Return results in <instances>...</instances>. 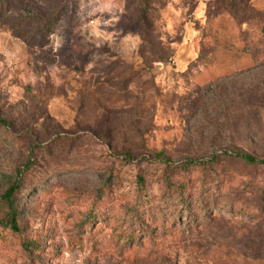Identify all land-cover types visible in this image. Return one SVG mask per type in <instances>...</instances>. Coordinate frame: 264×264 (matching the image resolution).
Listing matches in <instances>:
<instances>
[{"label": "rangeland", "instance_id": "rangeland-1", "mask_svg": "<svg viewBox=\"0 0 264 264\" xmlns=\"http://www.w3.org/2000/svg\"><path fill=\"white\" fill-rule=\"evenodd\" d=\"M0 119V264H264V0H0Z\"/></svg>", "mask_w": 264, "mask_h": 264}, {"label": "trees", "instance_id": "trees-1", "mask_svg": "<svg viewBox=\"0 0 264 264\" xmlns=\"http://www.w3.org/2000/svg\"><path fill=\"white\" fill-rule=\"evenodd\" d=\"M0 126L3 127L4 129L9 128V123L6 120L0 119ZM233 156L243 160L244 162L252 165H264V158H258L254 155H251L249 153H246L242 150H237L233 151L231 153ZM133 156L131 154H125L123 159H132ZM151 161L159 163L161 165H164L165 168L169 170H175L178 169L181 173H185L189 171L190 169H196L202 166L203 167L206 165L205 163H200L202 162L199 159H192V158H186L182 165L178 167H173V161L169 156L165 154L164 151H155L152 153V157L149 158ZM30 168V161L28 160L23 168H19L15 172V176L10 182L9 187L0 195V201L4 203V205L7 208V215H6V226L14 233H18L20 230L19 223H18V218H19V211L15 205L14 201V196L20 189V184L21 180L23 177V174L25 171H27ZM185 193L179 194V198L182 201H185ZM137 213V212H136ZM134 215V214H132ZM131 217H138V215L131 216ZM143 223V222H142ZM27 246V245H26ZM28 248V246H27Z\"/></svg>", "mask_w": 264, "mask_h": 264}]
</instances>
